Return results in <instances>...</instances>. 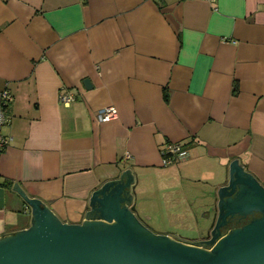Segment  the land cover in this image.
I'll return each instance as SVG.
<instances>
[{
    "label": "crops",
    "instance_id": "crops-1",
    "mask_svg": "<svg viewBox=\"0 0 264 264\" xmlns=\"http://www.w3.org/2000/svg\"><path fill=\"white\" fill-rule=\"evenodd\" d=\"M2 89L13 98L1 126L11 140L0 154V238L35 217L15 182L62 223L111 222L96 212L103 192L86 217L91 197L129 169L118 195L129 189L131 200L118 208L135 205L154 232L209 223L196 204L205 187L215 188V227L235 158L264 185V0H0ZM107 104L118 114L101 121ZM169 141L189 156L163 163Z\"/></svg>",
    "mask_w": 264,
    "mask_h": 264
},
{
    "label": "water",
    "instance_id": "water-1",
    "mask_svg": "<svg viewBox=\"0 0 264 264\" xmlns=\"http://www.w3.org/2000/svg\"><path fill=\"white\" fill-rule=\"evenodd\" d=\"M84 83L91 87L90 78H85ZM124 174L125 184H129L133 176L127 169L121 179L108 181L93 192V206L86 213L87 218H93L88 214L96 207L97 193L103 192L104 197H98L103 206L96 207V212L97 208L103 209L100 214L111 222L62 223L43 202L28 197L15 182L13 187L33 204L35 217L30 227L0 238V264H264V214L221 235L220 226L230 215L264 210V185L242 170L236 158L231 162L230 184L219 189L220 214L213 232L209 233L212 237L203 240L207 246L151 231L132 212L135 205L131 209L125 205L118 208V200H131L129 189H126L128 197L118 195L125 185H122ZM110 184L111 190L118 191L105 194ZM222 194L226 195L224 199Z\"/></svg>",
    "mask_w": 264,
    "mask_h": 264
},
{
    "label": "built area",
    "instance_id": "built-area-1",
    "mask_svg": "<svg viewBox=\"0 0 264 264\" xmlns=\"http://www.w3.org/2000/svg\"><path fill=\"white\" fill-rule=\"evenodd\" d=\"M12 98L13 94L10 90H0V154L11 140V136L2 132L1 126L7 121L6 109ZM74 98L75 94L71 92H65L61 94L62 101L67 104H69ZM117 114L118 110L116 106L114 104H107L99 108L97 117L101 121H107L117 116ZM162 154V162L168 164L179 159L187 158L189 156V150L179 141H169L165 144Z\"/></svg>",
    "mask_w": 264,
    "mask_h": 264
},
{
    "label": "rangeland",
    "instance_id": "rangeland-1",
    "mask_svg": "<svg viewBox=\"0 0 264 264\" xmlns=\"http://www.w3.org/2000/svg\"><path fill=\"white\" fill-rule=\"evenodd\" d=\"M206 185V184H205ZM209 192L207 193V188H203L201 190V198L199 200L196 201V204L198 206H200V204L203 206V208H205L211 215V218H209V223L206 221V223H203V227L200 228V229H193V228H189V227H185V226H178V225H175L171 228H167V227H158V228H155L157 232L160 231V233H162L163 231L164 232H170L172 235L175 234L176 236L175 237H179L180 235H185V236H188L187 238L188 239H193V240H197L196 238H190L192 236H195V235H207L206 238H199L198 241H203V240H206L208 238L211 237V235L208 237L209 233H212L213 231V228H210V225L212 224V221H213V218H214V207L212 205V203L215 201V198H216V195H215V188H211V189H208ZM212 192V195H210L209 193ZM148 204H146V206H152V204L150 203V201L148 202ZM201 206V207H202ZM202 214V212L200 213ZM199 214L200 218H202V216ZM203 219V218H202ZM208 223V224H207ZM162 231V232H161ZM163 232V233H164ZM174 236V235H173ZM182 237V236H181ZM204 246H207L205 244H203ZM211 248V247H210Z\"/></svg>",
    "mask_w": 264,
    "mask_h": 264
},
{
    "label": "flooded vegetation",
    "instance_id": "flooded-vegetation-1",
    "mask_svg": "<svg viewBox=\"0 0 264 264\" xmlns=\"http://www.w3.org/2000/svg\"><path fill=\"white\" fill-rule=\"evenodd\" d=\"M251 210H253V211H246V213H243V214L235 213L233 215H230L228 217L229 218L228 221L225 224H223L222 226H220V230L222 231L221 235L226 233V232H228L230 229H232L234 227L242 226L245 223H247L250 220H252L253 218L260 217V216H262L264 214V210H258V209H251ZM238 219H240V220H238ZM226 224L228 225L227 227H226ZM208 236H210V235H208ZM198 242L201 245L202 244L208 245V244L204 243L203 241H198ZM213 243L211 245H209V247H212Z\"/></svg>",
    "mask_w": 264,
    "mask_h": 264
},
{
    "label": "trees",
    "instance_id": "trees-1",
    "mask_svg": "<svg viewBox=\"0 0 264 264\" xmlns=\"http://www.w3.org/2000/svg\"><path fill=\"white\" fill-rule=\"evenodd\" d=\"M11 181L10 180H3L2 181V183H4V184H9ZM242 224V223H241ZM228 225H226V227H227Z\"/></svg>",
    "mask_w": 264,
    "mask_h": 264
}]
</instances>
